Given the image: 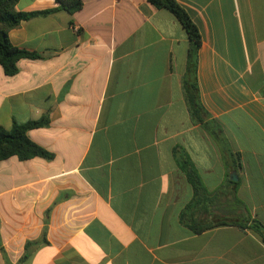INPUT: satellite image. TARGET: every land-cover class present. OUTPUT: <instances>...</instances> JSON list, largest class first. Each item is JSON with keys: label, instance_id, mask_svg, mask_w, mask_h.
<instances>
[{"label": "crops", "instance_id": "1", "mask_svg": "<svg viewBox=\"0 0 264 264\" xmlns=\"http://www.w3.org/2000/svg\"><path fill=\"white\" fill-rule=\"evenodd\" d=\"M176 1L202 37L197 78L216 135L186 102L184 27L148 0H82L73 14L9 33L42 59L21 60L13 77L0 66V127L49 115L29 137L55 155L0 163V238L12 264H264L252 230L189 227L246 213L264 224V0Z\"/></svg>", "mask_w": 264, "mask_h": 264}, {"label": "trees", "instance_id": "2", "mask_svg": "<svg viewBox=\"0 0 264 264\" xmlns=\"http://www.w3.org/2000/svg\"><path fill=\"white\" fill-rule=\"evenodd\" d=\"M58 8L46 10L42 12H18L16 5L19 0H0V66L3 68L5 75L9 77L16 76L19 73L18 63L23 59L39 60L42 56L36 52H30L21 49L12 44L9 33L20 27L24 21H29L36 17H44L50 15L59 9H64L73 14L82 9V0H56ZM154 7L159 10H167L171 12L184 27L189 40L190 47L188 53L187 73L184 79V94L192 119L203 126L207 131H212L216 135L217 125L214 122H206L207 113L200 99V90L197 78L198 53L202 45V37L198 27L192 21L188 13L178 4L176 0H148ZM51 124L49 115H45L38 120H31L24 124L14 122L11 130H5L0 127V163L12 157H17L20 161H28L34 158H44L53 160L55 155L39 144L35 143L30 137L29 132L36 129L47 128ZM183 169L186 171L188 179L192 186L197 190H201L202 183L197 172L189 165L185 164ZM241 203V202H239ZM248 212V211H247ZM249 213V212H248ZM238 226L243 230H252L262 238L264 243V224L251 216L245 215L244 219L239 221L220 220L205 223L202 225L196 222L190 223L189 227L195 233L201 234L210 229L220 226ZM46 229L44 231L45 241ZM26 250L28 248L26 247ZM0 251L3 254L5 264H12L2 245L0 238ZM26 254L20 260V263L28 259Z\"/></svg>", "mask_w": 264, "mask_h": 264}, {"label": "water", "instance_id": "3", "mask_svg": "<svg viewBox=\"0 0 264 264\" xmlns=\"http://www.w3.org/2000/svg\"><path fill=\"white\" fill-rule=\"evenodd\" d=\"M235 175H236V174H235ZM230 178H231L232 181H236V176H234V174L231 175Z\"/></svg>", "mask_w": 264, "mask_h": 264}, {"label": "built area", "instance_id": "4", "mask_svg": "<svg viewBox=\"0 0 264 264\" xmlns=\"http://www.w3.org/2000/svg\"><path fill=\"white\" fill-rule=\"evenodd\" d=\"M76 31L78 30V28L75 29Z\"/></svg>", "mask_w": 264, "mask_h": 264}]
</instances>
